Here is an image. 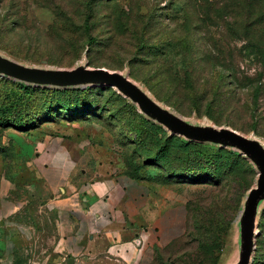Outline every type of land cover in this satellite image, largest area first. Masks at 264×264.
Returning <instances> with one entry per match:
<instances>
[{
	"label": "rangeland",
	"instance_id": "1",
	"mask_svg": "<svg viewBox=\"0 0 264 264\" xmlns=\"http://www.w3.org/2000/svg\"><path fill=\"white\" fill-rule=\"evenodd\" d=\"M0 51L126 72L184 117L264 142V0H0ZM31 141L36 152L54 142L94 171L158 183L194 171L198 182L170 183L185 199V231L155 264L235 260V219L256 177L241 156L184 145L112 87L25 91L0 76V184L20 183ZM257 228L251 264H264V211Z\"/></svg>",
	"mask_w": 264,
	"mask_h": 264
},
{
	"label": "crops",
	"instance_id": "2",
	"mask_svg": "<svg viewBox=\"0 0 264 264\" xmlns=\"http://www.w3.org/2000/svg\"><path fill=\"white\" fill-rule=\"evenodd\" d=\"M27 145L20 183L0 184V264H155L184 233L175 184L94 171L54 142Z\"/></svg>",
	"mask_w": 264,
	"mask_h": 264
},
{
	"label": "water",
	"instance_id": "3",
	"mask_svg": "<svg viewBox=\"0 0 264 264\" xmlns=\"http://www.w3.org/2000/svg\"><path fill=\"white\" fill-rule=\"evenodd\" d=\"M0 76L27 85L52 88L108 86L133 104L146 119L171 135L189 142L211 144L245 157L256 171L254 185L243 198L235 219L236 258L229 264H251L255 252L258 221L264 208V142L229 126L189 119L157 101L128 73L105 67H90L84 60L70 68L33 65L0 51Z\"/></svg>",
	"mask_w": 264,
	"mask_h": 264
},
{
	"label": "trees",
	"instance_id": "4",
	"mask_svg": "<svg viewBox=\"0 0 264 264\" xmlns=\"http://www.w3.org/2000/svg\"><path fill=\"white\" fill-rule=\"evenodd\" d=\"M5 78V77H4ZM8 79V78H6ZM9 80H12V79H9ZM14 81V80H13ZM19 84H21L23 87H24V90L26 91L27 87L29 86H32V85H27V84H24V83H21V82H18V81H15ZM32 87H37V86H32ZM99 87H103V86H95V87H92V86H88V87H85V88H80V87H76V88H64V89H60V88H52V87H38V88H42V89H50V90H56V91H85V90H88V89H94V88H99ZM133 105V104H132ZM134 106V105H133ZM134 108L136 109V107L134 106ZM137 110V109H136ZM140 116L149 121V122H152L148 119H146L141 113H139ZM154 123V122H152ZM156 124V123H155ZM181 140L183 141L184 145H190V144H194V145H198V146H203V147H213V148H216V149H219V150H226L232 154H235V155H238V156H241L243 159H245L249 165L251 167H253L251 165V163L245 158L243 157L242 155H240L239 153L233 151V150H230V149H227V148H221V147H218V146H215V145H211V144H200V143H195V142H189V141H186L185 139H183L181 137ZM175 171L174 172H171V173H167L162 180V182L160 183H163V184H170V183H179V182H187V183H194V182H198L200 178H197L195 175H192L194 171L192 170H179V169H174ZM137 178V177H136ZM139 179H142V178H139ZM160 180V181H161ZM264 211V208L262 210V212ZM261 212V213H262Z\"/></svg>",
	"mask_w": 264,
	"mask_h": 264
}]
</instances>
